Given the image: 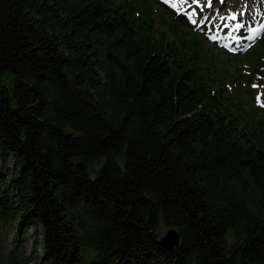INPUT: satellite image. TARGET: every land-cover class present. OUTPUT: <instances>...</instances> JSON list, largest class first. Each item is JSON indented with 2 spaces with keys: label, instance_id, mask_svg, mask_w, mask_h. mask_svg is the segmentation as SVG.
Masks as SVG:
<instances>
[{
  "label": "trees",
  "instance_id": "obj_1",
  "mask_svg": "<svg viewBox=\"0 0 264 264\" xmlns=\"http://www.w3.org/2000/svg\"><path fill=\"white\" fill-rule=\"evenodd\" d=\"M151 6L0 0L7 264H264V110L190 29L158 37ZM243 60L264 67V37Z\"/></svg>",
  "mask_w": 264,
  "mask_h": 264
},
{
  "label": "rangeland",
  "instance_id": "obj_2",
  "mask_svg": "<svg viewBox=\"0 0 264 264\" xmlns=\"http://www.w3.org/2000/svg\"><path fill=\"white\" fill-rule=\"evenodd\" d=\"M178 3V9L181 10V8L186 7V5L190 6V9L186 12H189V14H193V17H198V22L195 24V26H190L191 31L196 34L199 37V40L205 44V51L211 52L213 56H215L216 59L223 60L225 62V66L228 70H231L234 68L235 70V76L234 81L227 82L226 87H238V90L243 93V100L248 105L250 109H253L256 111V108L263 109L264 110V72H261V69H258L257 67H246L247 62L243 60L242 52H238L237 57L229 56L227 58L221 59L219 57L220 54V48H221V42L219 43H212L210 40V34L212 32L215 33V30H213L214 26L211 24L212 18L218 14L219 17L224 16L227 21L234 22L230 20L229 17L235 16L236 21L238 22L239 27L248 29L250 26L254 25L258 20L264 18V0H211L210 6H209V0H198L202 4L201 9H194L192 5L193 0H174ZM152 3V9L154 10V19L156 23V32L157 36L161 37L164 36L165 40L168 43H171L174 39V29H177L181 32L185 30L184 24L182 22H179L177 27H173L170 23V20L165 19V15L162 14V12H167L160 3H158L156 0H150ZM208 5V8H207ZM208 16H210V19L208 20ZM183 17V16H182ZM205 25H202L200 27H197L201 23L204 22L206 19ZM210 25V29H212L211 32L206 33L204 32L205 27ZM218 32V31H217ZM222 33L221 31H219ZM227 35H223L225 37ZM257 44V42H255ZM254 49V47H251L250 50H247L249 53ZM246 52V51H245ZM241 53V54H240ZM245 55L244 57H246ZM233 58V61H232ZM237 61H235V60ZM245 65V66H244ZM249 65V64H248ZM3 80L6 84H8V76H3ZM255 86V87H254ZM257 97L261 100V104L263 106H260L258 102L254 100V98ZM258 113V111H257ZM257 115V114H255ZM13 167L12 160H9L6 164V169H11ZM5 169V170H6ZM95 172L90 173V177H93ZM16 225L14 224L13 227ZM38 234L40 233V229L37 228L36 231ZM29 234H26V236L19 242V245L22 247V254H24V257L29 256V253L33 252V236L34 234V228L32 227ZM15 230L9 229V228H3L0 229V260L2 264H7V253L10 249L13 247V242L15 241ZM39 237V236H38ZM18 240L21 239V237L17 238ZM38 255H41L40 250L38 248V251L36 252ZM31 264H41L39 261L32 262Z\"/></svg>",
  "mask_w": 264,
  "mask_h": 264
},
{
  "label": "water",
  "instance_id": "obj_3",
  "mask_svg": "<svg viewBox=\"0 0 264 264\" xmlns=\"http://www.w3.org/2000/svg\"><path fill=\"white\" fill-rule=\"evenodd\" d=\"M169 239L170 243H167ZM172 239V240H171ZM179 236L178 234L173 230H168L166 236L162 239L163 244L168 250L173 249L178 244ZM171 240V241H170Z\"/></svg>",
  "mask_w": 264,
  "mask_h": 264
},
{
  "label": "bare ground",
  "instance_id": "obj_4",
  "mask_svg": "<svg viewBox=\"0 0 264 264\" xmlns=\"http://www.w3.org/2000/svg\"><path fill=\"white\" fill-rule=\"evenodd\" d=\"M9 229H10V228H9ZM168 230H173V231H175V232L178 234V236H179L178 244H177L175 247H173V249H175L176 247L179 246V244H180V242H181V237H180L179 232H178L176 229H174V228H167V229H164V230L162 231V233H161L159 239H158V242H159V244H160L162 247H164L165 249H167V248L163 245V244H165V243L162 244V239L166 236ZM171 240H172V239H171ZM171 240H170V241H171ZM167 243H170V242H169V239H168V242H167ZM171 250H172V249H171ZM19 251H20V250H19ZM21 252H22V250L18 253L17 259L23 261V259H24L25 257H24V254H22ZM6 263H7V262H6ZM0 264H2V263H1V260H0Z\"/></svg>",
  "mask_w": 264,
  "mask_h": 264
},
{
  "label": "snow or ice",
  "instance_id": "obj_5",
  "mask_svg": "<svg viewBox=\"0 0 264 264\" xmlns=\"http://www.w3.org/2000/svg\"><path fill=\"white\" fill-rule=\"evenodd\" d=\"M193 3L194 4H197L198 5V0H193ZM210 3H211V0H209V6H210ZM230 19H233V20H235L236 19V17L233 15V16H231V17H229ZM192 23H196V21H192ZM239 27V26H238ZM252 37H249V39H251ZM255 87V86H254Z\"/></svg>",
  "mask_w": 264,
  "mask_h": 264
}]
</instances>
